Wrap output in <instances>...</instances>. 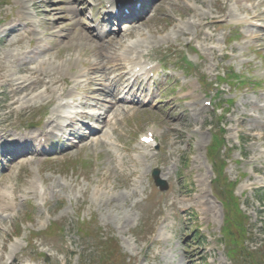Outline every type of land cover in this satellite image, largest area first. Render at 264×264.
Here are the masks:
<instances>
[{"label":"rangeland","instance_id":"obj_1","mask_svg":"<svg viewBox=\"0 0 264 264\" xmlns=\"http://www.w3.org/2000/svg\"><path fill=\"white\" fill-rule=\"evenodd\" d=\"M255 1L240 0L235 5L231 0H152L154 11L149 17L139 20L137 28L120 31L125 37L124 46L140 42L154 60L160 58L165 62L161 52L175 50L178 56L192 61L198 68L197 74L185 73V81L181 71L172 69L176 65L168 63L166 75H172L171 79H162L164 89L155 90L152 102L145 101L146 93L135 102L134 114L124 111L131 105L121 102L126 97L127 84L121 85L116 117L98 131L105 138L102 142L94 145L91 137L97 133L87 134V128L91 130L98 123L92 122L89 127L80 118L77 127L86 124L83 133L90 138L77 147L69 148L65 145L69 142L62 141L52 155L22 159L11 170L0 166L1 264H264V235H260L264 228L258 225L262 209L252 193L264 185V126L251 121L253 116L264 118V79L257 77L258 72L264 73V37L249 43L243 26L233 16L240 10L238 17L245 19ZM21 6L22 0H0L1 31L13 24L20 13L39 25L29 38L8 46L3 43L10 33L1 35L0 61L9 66L10 73L17 71L21 62H13L23 58L22 52L36 47V41H30L48 35L50 31L44 29L53 27V31L62 33L53 37L52 42L44 38L50 44L49 50L33 57L31 67L36 66L37 57L50 58L55 64L64 63L63 75L74 80L73 72L91 71L94 54L106 49L109 56L115 53L123 66L131 70L122 61L124 46H118L116 51L104 44L102 48L92 35L105 19L107 0H32L28 3L30 15H25ZM68 7L74 9L73 13H65ZM53 8L55 12L49 13ZM263 11L264 6L256 10ZM76 20L82 22L76 28L92 36L94 44L70 42ZM253 22L264 27L263 21ZM116 29L115 32L119 31V27ZM200 31L214 37V42L208 44L209 48L217 47L214 53H206L205 44L196 40ZM11 46L12 49L8 48ZM69 59L74 61L70 69L66 66L67 61L70 65ZM147 60L146 57L144 61ZM229 69L259 82L260 87L235 83L234 91L233 84L232 89L224 84L218 90L209 84L200 85V76L206 82H215L220 73ZM77 81L80 83L79 78ZM155 82L150 84L152 89L157 79ZM185 82L186 87L182 88ZM102 87H107L106 83ZM69 90L73 94L66 101L79 104L89 96L86 82L77 92L73 86L66 87L65 92ZM191 92L199 97V107L191 103ZM219 96L225 99L224 108L229 110L224 119L220 109H213ZM12 98L0 78V129L13 134L23 132L17 125L32 124L41 118L45 122L54 109L50 106L44 111L47 100L16 108L11 104ZM230 99H234L233 105L227 101ZM208 101H212L211 107L205 106ZM113 127H117L114 132ZM223 127L226 143L235 148L224 154L225 172L230 182L239 184L236 194L241 196L242 208L255 225L250 228L249 222L245 223L240 216L245 230L253 236L248 237L246 231L240 246L229 244L228 237L225 241L229 250L241 251L244 247L253 253L249 262L230 257L222 244L224 211L221 202L211 197L214 184L210 180H214V174L207 150L216 131ZM149 131L156 134L155 149L141 144V137ZM46 152L50 153V149ZM154 168L168 182L167 191L160 192L155 186L151 176ZM202 175H206L204 183ZM205 197L214 201L215 211L205 203ZM233 230L239 241L241 236L236 228ZM113 244L116 247H106ZM103 254L110 256V262L102 261Z\"/></svg>","mask_w":264,"mask_h":264},{"label":"bare ground","instance_id":"obj_2","mask_svg":"<svg viewBox=\"0 0 264 264\" xmlns=\"http://www.w3.org/2000/svg\"><path fill=\"white\" fill-rule=\"evenodd\" d=\"M250 2H253L254 0H248ZM260 2L258 3V6H264V0H259ZM21 4V2H20ZM74 9L72 7H68L65 10V13H73ZM55 12V9L53 8L51 10L52 13ZM83 13V12H82ZM140 15L141 12L139 13ZM264 16V13H256L255 16L252 18L253 20L256 21H263L262 17ZM144 17V16H143ZM132 20L136 22L137 16L132 15ZM110 19H112L110 17ZM125 18L124 17H119L118 23L122 22ZM17 20L19 22H15L13 24H10L8 28L5 29V31L0 30V37L2 34L9 32V38H6V41L3 44H6L7 46L12 44V39L13 37L16 38L17 42L19 43L20 41L27 39V30H32L30 32H33L34 29H38L39 25L34 23V22H29L28 19L23 18L22 16H18ZM62 20L65 21V18ZM56 22V21H54ZM53 23V22H52ZM82 22L80 20H76V26L72 25L71 32L74 34L73 39L74 41L70 42H79L82 43L83 45H86L88 43H93L92 36L87 35L83 29H78L76 28L78 25H80ZM57 24H60L57 22ZM107 28L109 24L107 23ZM199 27L201 23L196 24ZM134 27V24H133ZM257 27V26H255ZM44 30H49L48 35H44L46 39H49V42H52V38L55 36H58L59 33H62V31H53V28H45ZM247 32L252 33L250 30V27H247ZM44 33V31H43ZM96 31L92 34L99 42V45H102L103 43L110 44L115 42L116 39H113L111 34H95ZM68 35H62V37H66ZM124 35H121L119 37V40L117 43H120L122 39H124ZM198 38H200L203 43H208L213 41V36L212 35H207L204 33V31H200L198 34ZM48 40H41L37 42V45H44L42 46H36V48L33 51H24L22 52L23 58L22 59H17L13 63L18 64V62H21V64L17 67V71L15 73H10L9 66H6L3 64V62L0 61V78L4 80L5 86L7 88L8 93L13 94L12 98V105L15 106L16 108L19 107L21 109L29 107V102H35L38 103L43 100H47L48 105H53L55 108L53 109V119L52 121H48L47 125L40 129L38 133L35 135L36 137H41V138H47L46 141H48L50 138L54 137V131L59 130L62 131V122H70L68 124V127L71 128L72 130V135L77 136L80 135L83 139H87V136H84L81 133V130H79L76 127V124L71 121V116H70V111L72 108V105H75V103H66L62 104L60 103L62 98L64 97V89L65 87L63 86L64 84H69L66 78L63 76V66L64 64H58V66L55 67V63L51 62L50 58L46 59L45 57H37L36 60V66L31 67L30 63L33 61V57L35 56H40L42 55L45 51L48 52L50 47ZM105 44V45H106ZM122 45V44H121ZM104 45H102V48ZM144 46H141L140 44H127L124 46L125 48V61L131 64L133 62L132 59H130L131 54L133 52L139 51V49L143 48ZM8 48H13L8 47ZM116 49V48H115ZM212 49L208 48L207 51H211ZM104 52V53H103ZM32 54L33 56H31ZM21 53L17 54L16 56H20ZM130 55V57H128ZM52 56V55H51ZM15 56H13L14 58ZM94 57L96 58V62L93 64L92 71L88 75H83L81 76L78 74V78H84L85 82H88L89 85V96L86 98L84 103L80 104V108H91V109H96L100 111V113H93V118L96 121H99L102 116V111L103 116L105 117V120L102 122L103 125L106 123V119L111 115V113L115 116V103L113 100H109L113 96V91L110 90L107 87H102L104 86V82L108 81V77L111 74L117 75V80L116 83L113 85L119 86L121 82H127V79H129L130 73L129 72H123L120 73V71L123 69V64L121 62V59L113 53V55L109 56L107 53V50H100L99 53H95ZM123 61V60H122ZM138 65V64H136ZM45 66L49 67L50 71H46L47 68ZM52 67V69H50ZM101 67V68H100ZM7 71L8 74H5ZM142 72L139 75H135L137 73L133 74V78L136 80L139 79V77L145 76V72ZM16 74H19V77L16 76ZM63 81L64 84L60 85L59 82ZM77 83V81H74ZM93 82H96L97 84H94ZM78 84V83H77ZM77 86V85H76ZM75 86V88H76ZM102 87V88H100ZM42 89H44L42 91ZM77 91V89H76ZM70 95L67 94L66 96ZM106 102L110 103V106L107 107L105 104ZM192 102L195 105L199 104V101L196 98H193ZM134 108V107H130ZM60 109L64 111H60ZM81 114V113H80ZM82 115V114H81ZM113 116V117H114ZM83 117V116H82ZM256 121H259V119H255ZM53 129V130H51ZM12 145H15L14 143ZM0 147H3V144L0 145ZM6 198V197H5ZM1 258H0V264H1Z\"/></svg>","mask_w":264,"mask_h":264}]
</instances>
